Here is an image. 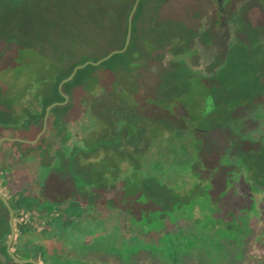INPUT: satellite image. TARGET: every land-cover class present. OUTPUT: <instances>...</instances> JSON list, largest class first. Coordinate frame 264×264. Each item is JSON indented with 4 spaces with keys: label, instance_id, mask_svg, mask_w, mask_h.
I'll return each mask as SVG.
<instances>
[{
    "label": "rangeland",
    "instance_id": "rangeland-1",
    "mask_svg": "<svg viewBox=\"0 0 264 264\" xmlns=\"http://www.w3.org/2000/svg\"><path fill=\"white\" fill-rule=\"evenodd\" d=\"M78 2L0 0L1 101L44 92L60 66L96 63L117 47L109 11ZM137 26L143 39L127 53L82 69L71 118L48 122L66 133L54 159L27 164L46 181L44 196L69 193L90 209L67 215L60 264H264V0H231L222 11L217 0H148ZM117 168L119 187L136 170L134 190L150 210L204 189L211 202L228 194L235 210L250 207L238 214L241 233L224 242L175 213L162 242L157 232L145 238L121 209L92 207V188Z\"/></svg>",
    "mask_w": 264,
    "mask_h": 264
},
{
    "label": "trees",
    "instance_id": "trees-1",
    "mask_svg": "<svg viewBox=\"0 0 264 264\" xmlns=\"http://www.w3.org/2000/svg\"><path fill=\"white\" fill-rule=\"evenodd\" d=\"M135 1L79 0L78 5L90 7L93 12L100 10L109 11V18L113 23L115 36L119 39L117 47L104 53L97 58V61L115 50H122L124 48L128 31V19ZM147 1L142 0L140 2L134 16L132 40L127 52L131 49L133 43L142 37L139 36L137 24L143 5ZM116 57L118 55L108 62ZM84 63L83 60L73 66H60L59 71L55 72L54 77L48 78L45 82L46 86L43 87L44 92L36 93L37 90L33 91L28 98L26 91H22L17 96L18 98L15 97L17 104L21 106H19V111L15 110L16 105L14 103L16 100L12 97L5 98L4 95L3 101L0 100V139L3 138L2 132L4 130L12 129L15 133L13 134L14 138L35 140L43 129L47 107L55 102L65 101L59 91V85L72 74L76 66ZM81 72L82 70L78 71L74 79L63 86L62 92L69 97V101L65 106H57L51 111L49 123L56 125L58 121L62 122L63 120L65 122L74 114V109L77 107V97L73 93L72 87L74 83L76 84L79 81ZM18 133L23 136H18ZM65 137L66 133L63 129L59 130L57 126L50 125L47 132L34 145L20 142H4L1 146L0 190L8 199L14 211L16 233H19V235L16 234L12 250L20 259H34L40 263L39 257L42 256L44 260L42 264H57L62 259L59 253L62 254L63 252L57 241L67 240L65 235L73 222V219H67V215L78 213L82 216L90 211L89 206H85L83 202L80 203V200L79 202L77 200L75 204L73 198L69 199V193L62 192L61 199H54V197L48 195L44 196V184H46V181L36 176L35 173H32L27 165L31 159L40 160L42 157H45L46 163L54 159L52 147L56 144L57 146H62ZM135 171L131 170L128 173V179L122 187L118 186L120 184V175L118 176V174L122 172L118 168L109 172L108 176L102 177L99 182L97 181L96 187L92 188L93 191L91 192L92 207L100 204L102 207H108L109 210L112 208L121 209L126 215H129L130 219L128 223L134 227H139L141 234L146 235L145 238L151 233L158 231L159 238L155 241L157 243L162 242L164 236L162 237L161 233L167 234L169 226L175 224L173 216L175 213L191 220L194 226L196 225L202 230L207 232L213 231L212 233L217 235V239L224 242L232 243L235 237H238L241 233L242 228L238 221V214L246 215V211H250V207L244 208L242 206V208L238 207L240 208L238 211V208L235 210L233 201H226V198L230 199L228 194H219L215 202H211L207 190L204 189L202 194L195 196V200L189 199L187 202L178 197L168 210L158 207H154L153 209L152 206L150 210L146 206L148 197L146 198V196L142 195L144 191L134 190L135 175L137 173ZM78 178L79 180H83L82 177ZM5 191H7L6 194ZM78 191H81L80 188H78ZM81 192V198L89 196L88 192L84 190ZM145 193L147 192L145 191ZM126 195H131L134 205H138L137 210H134L136 207L134 208L128 200L124 204ZM67 199L69 203L63 202V200L66 201ZM46 223L49 225L45 231H42L41 229ZM97 226L100 227L99 224ZM10 233L9 211L0 200V236L2 238L0 241V254L5 258L1 264H19L7 254V243ZM39 240L44 244H41ZM129 241L124 240L122 246L130 249L128 246ZM38 248L43 250L39 252ZM140 250H142L141 247L135 251L139 252ZM127 252L132 253L130 251Z\"/></svg>",
    "mask_w": 264,
    "mask_h": 264
},
{
    "label": "water",
    "instance_id": "water-1",
    "mask_svg": "<svg viewBox=\"0 0 264 264\" xmlns=\"http://www.w3.org/2000/svg\"><path fill=\"white\" fill-rule=\"evenodd\" d=\"M141 1L142 0H136L135 1L134 6L132 8V11L129 15L128 31H127L126 42H125L124 48L122 50H116V51L111 52L109 55H107L106 57L97 61L96 63H84V64L76 66L75 69L73 70L72 74L68 78L63 80L61 82V84L59 85V91H60L61 95L64 97L65 101L64 102H55V103L51 104L49 107H47L46 114L44 117L43 129L40 132V134L36 137V139L33 141H29V140L27 141V140H22V139H18V138H1L0 139V149H1V146L4 142H20V143L32 144V145L38 143V141L42 138V136L47 132L48 120H49L51 111L57 106H65L69 101V97L62 92L63 86L65 84H67L68 82H71L74 79V77L76 76L77 72L86 68L88 65H93V66L101 65L102 63L107 62L110 59H112L115 55L123 54L128 50L130 43H131V40H132L133 19H134V16L138 10V7H139V4ZM0 200L2 201L4 206L9 211V226H10L11 233H10V237H9V240L7 243V254L9 255V257H11L14 261H16L19 264H40L34 259H20L19 257H17L15 255L14 251L12 250V245H13L15 238H16L14 211H13L8 199L3 195L1 190H0Z\"/></svg>",
    "mask_w": 264,
    "mask_h": 264
},
{
    "label": "flooded vegetation",
    "instance_id": "flooded-vegetation-1",
    "mask_svg": "<svg viewBox=\"0 0 264 264\" xmlns=\"http://www.w3.org/2000/svg\"><path fill=\"white\" fill-rule=\"evenodd\" d=\"M231 0H217V4L219 6V10L222 11L224 9V5L229 3ZM158 230V229H156ZM158 232V231H155ZM253 264V263H252Z\"/></svg>",
    "mask_w": 264,
    "mask_h": 264
}]
</instances>
